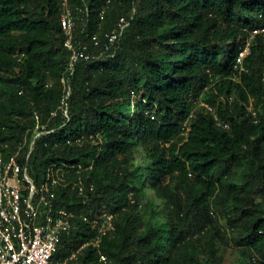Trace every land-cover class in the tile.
<instances>
[{
  "label": "trees",
  "instance_id": "16d2710c",
  "mask_svg": "<svg viewBox=\"0 0 264 264\" xmlns=\"http://www.w3.org/2000/svg\"><path fill=\"white\" fill-rule=\"evenodd\" d=\"M66 6L76 21L74 45L95 55L72 74L61 25ZM124 16L127 30L102 52ZM63 78L69 117L52 119L30 164L38 180L51 163L81 166L71 179L81 176L94 189L59 188L61 205L91 218L114 215L100 252L88 246L79 264H224L219 216L242 264H264V0H0L6 158L33 127L35 111L49 119L66 94ZM207 93L213 110L201 105ZM138 146L150 159L146 178ZM236 170L240 183L230 181ZM147 185L164 199V222L140 214ZM74 221L62 256L93 235L89 222Z\"/></svg>",
  "mask_w": 264,
  "mask_h": 264
},
{
  "label": "built area",
  "instance_id": "2783aa9c",
  "mask_svg": "<svg viewBox=\"0 0 264 264\" xmlns=\"http://www.w3.org/2000/svg\"><path fill=\"white\" fill-rule=\"evenodd\" d=\"M129 24L127 17L120 18L114 29L107 33L102 52L112 49L120 41ZM61 25L67 34L65 45L71 50L68 71L72 74L78 62L90 60L95 55L87 45H74L76 21L68 6ZM94 40L98 44L97 36ZM248 52L247 46L238 57V63L242 62ZM63 82L66 94L58 106L51 110L49 119L43 121L40 113L35 111L34 125L28 129L15 151L6 158L0 149V264H79V255L84 249L91 245L100 252L102 240L115 229L114 215L106 210L91 218L83 213L77 215L59 202V188L70 186L79 194L94 189V184H86L81 176L71 179V173H80L81 166L64 162L51 163L41 180L31 171L30 160L37 140L54 130L52 119L59 115L69 117L71 88L66 78H63ZM205 105L213 110L208 104ZM76 217L89 222L93 235L69 255L62 256L58 254L62 238L76 229ZM100 260L107 261V256L102 254Z\"/></svg>",
  "mask_w": 264,
  "mask_h": 264
},
{
  "label": "rangeland",
  "instance_id": "374dc122",
  "mask_svg": "<svg viewBox=\"0 0 264 264\" xmlns=\"http://www.w3.org/2000/svg\"><path fill=\"white\" fill-rule=\"evenodd\" d=\"M99 55H101L99 53ZM208 93L203 96V99L201 100V105L205 104V101L208 97ZM149 162L150 159L146 156V153L144 149L141 146H138L137 153H136V163L140 166L141 174L143 177H148L149 175ZM147 168V169H146ZM230 181L233 182H241V171L236 170L233 175L230 178ZM174 186V183H172V187ZM146 197L143 200L141 206H140V214L144 218L145 222L152 221L153 223L156 222H164L165 221V202L164 199L159 197L156 193V191L151 188L150 186H146ZM218 216L221 214V210L217 209ZM219 223L220 228L222 230V234L224 235V238L218 241L221 248V254L223 256V263L224 264H242V257L236 247H233L231 245H228V241L226 243V240L229 239L231 232L228 230L225 219L223 217L219 216ZM244 262V261H243Z\"/></svg>",
  "mask_w": 264,
  "mask_h": 264
}]
</instances>
